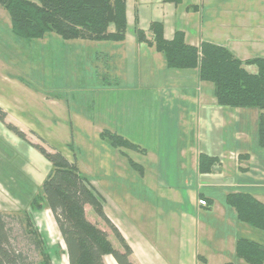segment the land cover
<instances>
[{
    "label": "rangeland",
    "instance_id": "obj_1",
    "mask_svg": "<svg viewBox=\"0 0 264 264\" xmlns=\"http://www.w3.org/2000/svg\"><path fill=\"white\" fill-rule=\"evenodd\" d=\"M192 1L195 0H184L186 4ZM204 2L203 39L209 41L206 33H219L222 39L216 40L221 44L239 40L234 38L235 32L230 35V31L218 29L221 22L232 29L242 28L236 15L240 7L245 11L247 6L233 0ZM153 13L154 7L146 5L145 0H128L125 38L118 42L65 41L52 33L38 40H24L12 34L8 14L0 7V107L6 112L5 122L17 127L26 139L18 137L0 122V210L11 218L24 212L30 215L53 264L68 262L50 211L44 205L41 209L31 207L51 170L50 163L32 144L48 152L56 149L73 160L121 227L129 231L134 226L142 235H145L146 152L109 146L99 137L105 130L123 136L141 149L148 147L146 151L164 153L158 169L161 188L185 186L187 180L191 183L190 188L196 190L203 180L198 179L194 170L195 153L204 147L212 149L213 142L217 144L221 139L225 146L221 151L234 144L235 148L245 149L251 157L246 163L248 174L236 175L241 192L259 195L258 192L264 189L255 184L264 178V149L253 139L257 127L254 114L258 111H239L243 114L240 127L252 132L250 139L241 142L230 128H224L221 134L213 128H198L196 99L208 89L200 85L198 70L169 69L162 53L137 40L136 29L147 32ZM168 21L166 29L170 34L173 22L170 18ZM247 51L248 55L255 56L254 51ZM104 74L111 79L109 84L103 83L101 77ZM115 78L117 85L113 82ZM207 86L212 85L207 83ZM161 104L163 107L169 105V110L166 108L168 111L163 114L166 129L157 124V118L154 119L156 123L153 121V114L156 115ZM152 121L154 124L150 127ZM159 129H165L163 137ZM182 147L184 155L180 153L178 157L177 151ZM224 155L219 154L221 160L226 159ZM233 158L237 160L238 157L235 154ZM130 159L141 171L130 163ZM228 181H232L230 176ZM208 193L203 189L206 198L212 200V207L210 211L201 207L202 215L197 222L199 240H216L218 253L226 257L234 255L230 243L240 237L264 245L263 231L236 219H224V214L228 219L233 210L227 205L223 191ZM11 227L16 243L22 244L21 227L16 221ZM129 241L135 246L138 262L145 264V252L141 250L145 242ZM212 253V262H215L219 254L214 249Z\"/></svg>",
    "mask_w": 264,
    "mask_h": 264
},
{
    "label": "trees",
    "instance_id": "obj_2",
    "mask_svg": "<svg viewBox=\"0 0 264 264\" xmlns=\"http://www.w3.org/2000/svg\"><path fill=\"white\" fill-rule=\"evenodd\" d=\"M165 2L178 4L180 0ZM0 7L8 14L12 34L24 40H38L50 33L65 41L118 42L125 38L126 0H0ZM136 37L138 42H145L162 53L169 69H197L199 81L213 86L217 106L257 110V146L264 149V58L242 61L223 46L209 42L191 45L179 30L167 40L160 22H152L147 32L136 29ZM101 79L105 84L111 80L106 74ZM113 82L117 85V79ZM5 119L6 112L0 107V122L25 139L23 132ZM99 137L113 148L146 152L109 130L101 132ZM32 146L47 159L51 170L31 207L41 209L44 205L50 211L64 243L68 264H104V256H111L117 264H134L130 261L131 248L107 218L101 198L76 163L56 149L48 152L37 144ZM129 161L141 171L138 164ZM218 165L217 157L199 155L200 174H209ZM226 203L234 210L237 221L264 232V203L247 192L227 194ZM85 206H90L105 223L121 251L112 245L106 231L87 219ZM10 219L22 229L20 245L13 236ZM235 258L245 264H264V245L240 237L235 243ZM0 264H53L44 239L27 212L11 218L0 210Z\"/></svg>",
    "mask_w": 264,
    "mask_h": 264
},
{
    "label": "crops",
    "instance_id": "obj_3",
    "mask_svg": "<svg viewBox=\"0 0 264 264\" xmlns=\"http://www.w3.org/2000/svg\"><path fill=\"white\" fill-rule=\"evenodd\" d=\"M233 1L234 3L237 2L241 6H247V11L241 10L243 7H240L236 15L237 20L241 21L242 23V28L239 29V27H237L236 29H232L229 28L226 23L221 22L220 28L218 29V31L221 29H226V32H231L230 35L235 32L236 37L234 38L240 39L233 42V44L229 43L228 41H226L227 43L221 44L219 41H217L216 39H222V37L219 36V33L216 35L206 33V36L210 38V42L203 39L205 9L204 0H195L189 4H186L184 0H180L178 4L165 2V0H145V4L154 7L155 9V13H153L152 17L153 19L150 20L149 25L152 22L162 23L164 28L163 35L167 40H170L173 37L174 32L179 30L184 32L185 41L191 45L198 46L201 42H209L223 46L229 49L237 58L242 61L258 57L264 58V0ZM127 2L128 0H126V3ZM208 6L211 5L209 4ZM224 13L227 14L226 11ZM169 18L173 22V25H171L173 30L170 34V31L166 29ZM209 19V16H207V20ZM243 22H245V24H243ZM210 23L211 20L207 21V26H209ZM149 25L146 31L148 30ZM247 50L254 51L253 53H255V56L248 55ZM200 83L202 88L206 86L208 89H206V92L204 91V93H201V96L196 99L195 109L197 110L196 123L198 128H213L216 129L220 134L223 132L224 128H230V132L232 134L235 133L234 137L239 139L240 142L242 139H250L252 136L251 130H244V128L240 127L239 125V122L243 121V114L239 111L244 109H230L217 106L214 97L213 86L209 87L207 86V83ZM153 97L155 96L153 95ZM165 98L167 97L165 96ZM165 105L167 104L165 103ZM166 108L169 110V105L163 107L161 104L156 115L153 114V121L157 118V124H160L161 128L162 126L165 127V129L167 125H164L165 117H163V114L167 113L168 110L166 111ZM255 116L257 120V112L254 114V117ZM153 121L149 124L150 127L153 126ZM160 130L161 129L158 131ZM164 130H161V137H163L165 134V132H163ZM253 139L256 140L254 135ZM211 148L212 149L204 147L201 151H197L195 153L194 170L199 177L198 179L203 180V182H200V185H198L196 190H192L190 188L191 183H189L187 180L185 182V186L183 184L181 186H176L173 189L161 188L159 183L160 173L158 169L163 160V157L161 159V156L164 153L160 154L154 150H152V152L146 151L145 235H142L138 230L136 231L137 228L134 226L132 227V230L126 229L129 231H125L121 227L120 222L108 212L103 204V210L107 218L118 229L123 239L131 248L132 254L130 256V261H132L134 264L141 263L138 262V256H136L138 254L134 249L135 246H133L129 240H139L145 242V245H143L141 248V250L145 252V264H225L227 262H232L233 264H245L235 258V253L234 255H231V257H226L221 253H218L217 244L215 242L216 240H211V242L199 240V227L197 226V222L199 215H202L201 207L209 211L212 207V200L206 198L207 196L203 194V189L208 191V194H210V192H215V190L223 191L224 196L229 193L241 192L239 189L240 184H237L236 175H247L249 170L246 163L247 160L249 162L251 161L249 153L244 151L245 149H243L241 146L235 148V145L232 144L228 149L221 151L225 148L221 139L218 140L217 144L213 142ZM145 150H148V147H145ZM182 152L183 147L182 150L180 149V151H177V156L179 157L180 153L181 155H184ZM221 152L224 153V156L226 157V159H222L224 162L219 156ZM200 154L217 157L219 159V165L216 166L209 174H200L198 172V158ZM235 154L238 157L237 160L235 159L236 161L233 158V155ZM260 157L263 158L261 155ZM233 161L234 163L236 162V166L234 165ZM177 163H180L179 159L177 160ZM228 176L232 178V181H228ZM255 184L257 187H264V178ZM258 193L259 195H255V193L251 195H253L260 202L264 203V189H261ZM200 200L206 201L207 204L199 205L198 202ZM229 213L230 216L228 219L225 218V214L223 213L224 219H231V221H234L236 219L234 210L233 214L231 212ZM85 215L91 223L109 234V240H116L110 234L105 223L97 217L90 206H85ZM111 242L116 249L121 251V246L118 244V242ZM235 243L236 240H233V242L230 243L232 244L231 250H234V252ZM212 249H214V251L219 254L215 262H212ZM103 260L104 264H117L111 256H104ZM139 261L142 262L140 259Z\"/></svg>",
    "mask_w": 264,
    "mask_h": 264
},
{
    "label": "built area",
    "instance_id": "obj_4",
    "mask_svg": "<svg viewBox=\"0 0 264 264\" xmlns=\"http://www.w3.org/2000/svg\"><path fill=\"white\" fill-rule=\"evenodd\" d=\"M199 204H200V205H204V201H203V200H200V201H199Z\"/></svg>",
    "mask_w": 264,
    "mask_h": 264
}]
</instances>
